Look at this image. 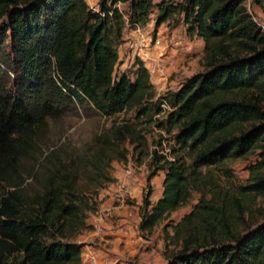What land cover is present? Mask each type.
<instances>
[{
    "label": "trees",
    "instance_id": "16d2710c",
    "mask_svg": "<svg viewBox=\"0 0 264 264\" xmlns=\"http://www.w3.org/2000/svg\"><path fill=\"white\" fill-rule=\"evenodd\" d=\"M245 2L0 0V264H82L76 238L116 182L113 163L130 155L150 159L149 185L166 172L163 196L144 197L141 230L200 194L173 234L165 227L179 246L165 264H264V29ZM155 10L158 26L179 17L205 43L204 71L165 93L142 60L135 80L115 76L124 30L147 27ZM72 106L134 117L91 154H62L46 134ZM155 129L166 136L152 147ZM256 152L250 182L236 184L233 163Z\"/></svg>",
    "mask_w": 264,
    "mask_h": 264
},
{
    "label": "rangeland",
    "instance_id": "374dc122",
    "mask_svg": "<svg viewBox=\"0 0 264 264\" xmlns=\"http://www.w3.org/2000/svg\"><path fill=\"white\" fill-rule=\"evenodd\" d=\"M158 0H155V3H157ZM245 5L249 11V13L254 17V19L258 22V24L264 29V13L262 9L254 2V0H246ZM157 10L154 11V14L152 16V22L144 28L145 30V37L147 36L150 41L149 48L155 47L158 43V36L156 31L157 26ZM168 22H170L168 24ZM3 24V23H1ZM178 24H181V19L177 17L175 20L167 21L164 23V26H170V27H177ZM151 25V27H150ZM160 26V25H159ZM181 26V25H180ZM187 30V28H186ZM130 29L124 30V36L132 37L133 35L130 32ZM184 33V32H183ZM125 43L120 45L119 47V54L122 51V59L123 61H119V64L117 66L116 70V77H120L122 74L126 73L132 80L136 79L137 76V70H138V60H142L141 56H139V51H137L136 55H133L131 59H127V54L121 50V46ZM168 48L167 44L161 45V48H158L159 50H163L164 57L166 58L170 56L171 58L176 60L175 67H164L163 72L168 73L169 75L166 77L167 81L163 80H157V72L151 73V79L152 83L156 87L157 91L159 93H165L168 91L177 90L180 88V86L187 80L186 70H192L194 69V72L201 73L204 71L202 67V55L198 54V45H195V50L193 51V55H188L189 51H185V54H182L181 52L171 53L170 49L173 48V45H169ZM169 49V51H167ZM171 53V54H170ZM144 62V61H143ZM145 66L148 68V65L146 62ZM152 67V66H151ZM163 78V75H162ZM168 78V79H167ZM134 117V114L131 113L129 115L126 114H120L115 117L107 118L102 116L98 111L94 110L92 106H72L68 109L66 115L58 120L57 122H51L48 126V131L46 134V141L50 143L51 145L55 146L56 149H58L59 152L62 154H79V155H86L91 154V149L95 145L96 137L103 134L104 132L108 131L114 123L121 122L124 118L131 119ZM165 134V135H164ZM166 136V133L160 132L158 129H155L152 133L149 134V142L152 147L158 145L161 141V137ZM165 152H168L169 144L165 143ZM170 146H173V143H170ZM132 150V147H130ZM133 154V153H131ZM130 162H139L145 165L142 179L144 180L143 183V200L142 205L139 209V216L141 217L142 221V215L146 211L144 206V197L145 195L152 190V196H151V202L153 203V188L152 181L149 185L148 177L150 174V159H144L142 162L136 160L133 155H130L129 158ZM260 161V153L256 152L251 154L245 159L238 160L237 162L233 163L232 169L234 171L235 176V182L238 185H247L251 180V166L257 164ZM120 162H114L112 165L111 172L114 173L119 170ZM121 168L123 167V164L120 165ZM158 177V178H156ZM155 179V187L158 189V192H164V181L166 178V172L161 171L157 174ZM151 186V187H150ZM156 196V195H155ZM200 197V194L195 192L194 196L191 200V202L182 207L179 211V214H175V216L172 218V215L169 219L165 220L164 222L157 225L154 229L151 231H143L140 229V235L142 237V243L140 247H138L135 252H131L128 250L129 253V259L124 257L123 253V247L118 248L115 247V245L108 244L107 246H104L103 244H106V240L103 239L101 236L95 237V239L90 241V229L82 232L76 240L80 243V239L86 240V243H82L84 245L83 247V257H87V252L90 250L89 247L92 243V245L95 248L100 249L102 252L111 253L114 257L118 256V261L116 264H122L125 262V264H163V257L165 251L167 249L169 250H177L179 249V246L174 242L172 239L166 240V234H165V227L167 226V229L169 233L173 234V227L178 222L182 220V218L185 216V214L189 213L193 206L197 203L198 199ZM132 198H129L131 200ZM127 203L128 200H127ZM134 204V203H129ZM154 205V203H153ZM152 205V206H153ZM152 206H150L149 210L152 209ZM256 209H264V199L259 198L256 205ZM183 213H185L183 215ZM183 215V216H182ZM258 224L264 222V216L258 217ZM140 221V224H141ZM257 224V225H258ZM255 225V226H257ZM82 237V238H81ZM90 241V242H89ZM145 243V244H144ZM168 246V247H167ZM86 253V254H84ZM134 253V254H133ZM120 256V257H119ZM83 264V263H82Z\"/></svg>",
    "mask_w": 264,
    "mask_h": 264
},
{
    "label": "crops",
    "instance_id": "0c3cea01",
    "mask_svg": "<svg viewBox=\"0 0 264 264\" xmlns=\"http://www.w3.org/2000/svg\"><path fill=\"white\" fill-rule=\"evenodd\" d=\"M99 1L100 0H87L88 4L91 8L98 10L99 9ZM161 0H158L159 3ZM170 22H168L169 24ZM181 25V26H180ZM176 28L170 26H164V23L160 26H156L158 43L155 47L149 48L150 41L149 38L140 37L136 33L132 32V37L124 36L125 43L121 46V50L127 54V59H131L133 55L137 54L139 51V56L143 59L144 62L147 63L148 67L155 65L160 62H164V52L163 50H159L161 45L167 44L173 45V48L170 49L171 53L181 52L185 54V51H189L188 55H193V51L195 50V45H198V54L204 56L205 43L203 39L198 37L197 35L190 36L187 33L185 24H180ZM151 27V25H150ZM184 32V33H183ZM169 51V49H167ZM170 53V54H171ZM122 51L120 52V61L122 62ZM170 57V56H169ZM202 60V59H201ZM202 62V61H201ZM191 72L190 70H186L187 79L194 77L198 73L194 72V69ZM163 75V78H162ZM169 74L164 72H157V80H166V77ZM166 76V77H165ZM168 79V78H167ZM122 163H118L119 170L114 173L115 179L123 176V171L121 168ZM158 178V177H156ZM155 178V179H156ZM155 179L152 181L153 188V203L155 204L162 196L163 192H158V189L155 187ZM144 180L141 179V183L137 186L134 191L132 199L129 200V204L115 197L114 193L115 188L108 186L102 192H100L98 201L99 205L96 211L91 212L89 214L88 223L93 225L94 227L90 229V241L95 239L97 236H101L106 240L107 246L108 244L115 245V247L121 248L123 247L124 257L129 259L128 250L131 252H135L138 247L143 244L142 237L140 235V221L141 217L139 216V209L142 205L143 194H142V185ZM156 195V196H155ZM181 210V209H180ZM176 211L172 214V218L175 214H179V211ZM185 213H183L184 215ZM182 215V216H183ZM101 227L102 231L99 232L95 230V227ZM86 231V230H85ZM82 238V237H81ZM80 243H86V240L80 239ZM89 241V242H90ZM90 250L84 254L87 255L88 258L83 257V264H116L118 261V256L114 257L111 253L102 252L100 249L95 248L92 243H90ZM145 244V243H144ZM134 254V253H133ZM120 257V256H119ZM163 257V264L167 262L165 255ZM120 264V263H119ZM122 264H125L123 262Z\"/></svg>",
    "mask_w": 264,
    "mask_h": 264
},
{
    "label": "built area",
    "instance_id": "2783aa9c",
    "mask_svg": "<svg viewBox=\"0 0 264 264\" xmlns=\"http://www.w3.org/2000/svg\"><path fill=\"white\" fill-rule=\"evenodd\" d=\"M136 33L140 37H145L144 28H136L135 30H131ZM176 60L171 57H166L164 62L157 63L152 65V67H148L150 73L152 72H163L164 67H175ZM122 171L123 176L116 179V182L109 185L115 188V197L126 202L129 198L133 197L134 191L137 186L141 183V179L143 176V171L145 165L139 162H128L126 164L122 163ZM143 187V185H142ZM94 227V226H93ZM95 230L101 232L102 228L96 226Z\"/></svg>",
    "mask_w": 264,
    "mask_h": 264
}]
</instances>
